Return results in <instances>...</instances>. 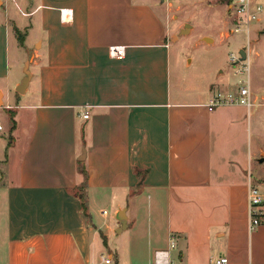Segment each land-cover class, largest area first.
Wrapping results in <instances>:
<instances>
[{
	"label": "crops",
	"instance_id": "crops-1",
	"mask_svg": "<svg viewBox=\"0 0 264 264\" xmlns=\"http://www.w3.org/2000/svg\"><path fill=\"white\" fill-rule=\"evenodd\" d=\"M160 2L0 0V264H264L252 107H210L239 74L189 85ZM14 27L42 46L24 93Z\"/></svg>",
	"mask_w": 264,
	"mask_h": 264
},
{
	"label": "rangeland",
	"instance_id": "rangeland-1",
	"mask_svg": "<svg viewBox=\"0 0 264 264\" xmlns=\"http://www.w3.org/2000/svg\"><path fill=\"white\" fill-rule=\"evenodd\" d=\"M252 1L254 6L261 4L264 7V0ZM231 2L232 0H165L160 2L159 7L165 15L168 39L174 37V41L180 39L183 44L185 65L189 63L184 70V77L189 85H204L205 80L214 83L223 79L232 80L233 68L238 70L245 64L249 65V69L239 74V78H249L257 105L251 108L254 121L251 146L254 155L249 173L252 183L264 193V11L249 33L244 27L235 31L239 19L231 7ZM186 23H190L194 28H191L188 34L180 35L179 32ZM12 35L20 64L30 61V64L34 65L37 53L42 52L39 38L30 36L27 27H14ZM203 36H213L215 40L206 41ZM240 48L246 51L247 59L243 61L239 55L240 59L235 62L231 57L238 56ZM1 104L0 101V106ZM7 113V110L0 108V123L5 127L0 131L1 151H5L10 140V121ZM261 209L264 212V204ZM253 237L254 247L258 246L262 251L264 261V224L253 231Z\"/></svg>",
	"mask_w": 264,
	"mask_h": 264
},
{
	"label": "built area",
	"instance_id": "built-area-1",
	"mask_svg": "<svg viewBox=\"0 0 264 264\" xmlns=\"http://www.w3.org/2000/svg\"><path fill=\"white\" fill-rule=\"evenodd\" d=\"M231 7L235 10V14L239 19V24H236L235 31H239L242 27L249 33L250 28L260 20L261 14L264 11V7L261 4L253 5L252 0H232ZM238 56L232 55L231 59L235 62L239 60L240 52ZM241 57V55H240ZM245 61V60H243ZM248 66V67H247ZM249 69V65L245 64L244 67L236 68L237 73H243L244 70ZM218 105H244L248 108L256 105L253 97L251 83L248 77H240L236 83L234 90L227 92L216 91L211 99L210 107H216ZM85 118H88V113L84 114ZM2 125L0 124V130ZM247 200H248V230L254 231L257 227L264 224V212L261 206L264 204V193L259 188L249 182L247 188ZM173 245V244H172ZM157 255L162 258L165 257L166 251H158ZM166 262L160 259L158 263ZM228 259L226 257H220L215 260V264H226ZM98 264H119L118 261L112 255H101V259Z\"/></svg>",
	"mask_w": 264,
	"mask_h": 264
},
{
	"label": "water",
	"instance_id": "water-1",
	"mask_svg": "<svg viewBox=\"0 0 264 264\" xmlns=\"http://www.w3.org/2000/svg\"><path fill=\"white\" fill-rule=\"evenodd\" d=\"M161 2H164L165 0H160ZM192 28V25L190 23H186L184 25V28L180 30V35H183V34H188L190 29ZM204 39L206 41H210L212 40V38L210 37H204ZM240 55H241V60H246L247 59V53L245 50L241 49L240 51ZM29 61L26 62L25 64V77L23 78L22 82L20 83V85L17 87V90L18 92L20 93H24L30 79H31V71L29 69ZM117 219L121 222V228L119 231H121L122 229L126 228V219H125V210L122 209L118 212L117 214Z\"/></svg>",
	"mask_w": 264,
	"mask_h": 264
},
{
	"label": "trees",
	"instance_id": "trees-1",
	"mask_svg": "<svg viewBox=\"0 0 264 264\" xmlns=\"http://www.w3.org/2000/svg\"><path fill=\"white\" fill-rule=\"evenodd\" d=\"M84 208H85V205H84Z\"/></svg>",
	"mask_w": 264,
	"mask_h": 264
}]
</instances>
